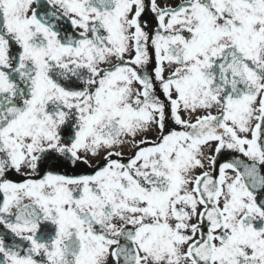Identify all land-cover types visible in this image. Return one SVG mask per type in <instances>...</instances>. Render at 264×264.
<instances>
[{"label":"snow or ice","instance_id":"snow-or-ice-1","mask_svg":"<svg viewBox=\"0 0 264 264\" xmlns=\"http://www.w3.org/2000/svg\"><path fill=\"white\" fill-rule=\"evenodd\" d=\"M0 264H264V0H0Z\"/></svg>","mask_w":264,"mask_h":264}]
</instances>
